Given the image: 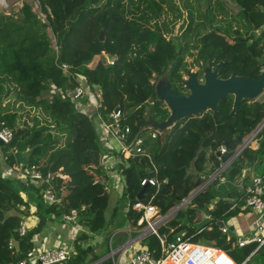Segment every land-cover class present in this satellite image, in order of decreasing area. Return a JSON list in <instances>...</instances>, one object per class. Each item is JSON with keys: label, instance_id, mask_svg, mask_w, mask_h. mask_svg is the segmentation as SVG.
Here are the masks:
<instances>
[{"label": "trees", "instance_id": "obj_1", "mask_svg": "<svg viewBox=\"0 0 264 264\" xmlns=\"http://www.w3.org/2000/svg\"><path fill=\"white\" fill-rule=\"evenodd\" d=\"M36 1L45 19L29 2L16 14L0 10V130L8 126L14 132L9 143L0 144V161L11 172L4 174L0 166V264L28 259L34 236L72 209H79L77 222L87 231L76 240L69 264H91L99 259L97 245L90 244L95 235L127 223L136 229V237L147 225L139 223L143 212L133 208L136 201L152 203L166 214L220 167L222 146L235 154L264 120V98L244 100L232 113L234 97L226 95L218 112L181 119L156 138L142 129L170 114L156 95V81L165 74L181 94L182 80L195 66L203 72L224 61L222 78L233 73L259 78L264 70V0ZM102 29L104 41L99 38ZM108 53L116 56L114 63L108 62ZM80 77L100 93L105 117L117 108L124 111L123 125L131 127L127 141L144 137L152 159L124 158L115 139L101 140L90 97L73 100L70 95ZM256 139L258 147L248 145L223 172L225 183L211 181L159 231L171 239L193 229L192 241L244 260L256 245L234 246V238L223 234L219 221L238 214L230 208L251 183L246 170L264 172V127ZM107 163L112 164L109 172L122 178L119 194L113 178L105 181L99 171ZM32 166L42 172L43 180L31 177ZM150 175H157L160 185H142ZM48 187L56 195L54 202L43 196ZM112 189L121 195L113 209ZM214 199V218L199 220ZM32 206L38 224L20 236V223L32 214ZM105 213L110 216L105 218ZM12 238L18 249H10ZM141 242L152 250L159 245L155 234ZM257 261L264 264V246L248 264Z\"/></svg>", "mask_w": 264, "mask_h": 264}, {"label": "built area", "instance_id": "obj_2", "mask_svg": "<svg viewBox=\"0 0 264 264\" xmlns=\"http://www.w3.org/2000/svg\"><path fill=\"white\" fill-rule=\"evenodd\" d=\"M4 1L7 2V0ZM43 16L45 17V15ZM114 61L112 63H114ZM61 67L63 70L68 71L67 64H62ZM99 94L98 91L93 90L88 85L84 77H80L79 85L70 92L73 100H77L85 95H88L92 100V110L90 112L94 115L97 130L99 131L103 142L107 141L109 137L115 139L121 145V154L124 158L145 155L149 159H152L151 153L144 147V137L138 136L131 141H127V138L131 133V127L129 125H123V119L125 117L124 111L117 108L107 115L108 118L102 114L100 110ZM142 129L149 130L152 138H156L158 134L162 133V130L152 125H145ZM260 131L259 128H256L244 141H249L248 145H250L256 140V136ZM13 136L14 132L11 127L5 126L0 130V139L4 143H9L13 139ZM220 152L221 154L227 153L226 147L222 146ZM237 155L238 151L235 154H232L228 160H222L220 167L210 176L211 181L218 178L221 183H225L227 179L223 175V172ZM30 175L35 180H43L44 178L42 172L35 166L31 167ZM23 176L25 175L21 173L20 178ZM50 179L51 174H48L45 180L49 183ZM141 184L158 186L160 185V180L157 175L154 177L150 175L147 178H144ZM43 196L48 202H54L57 200L51 187L44 190ZM216 203L217 201L215 199L212 200L210 204H208L207 210L203 211L205 220H212L214 218V213L217 209ZM133 208L137 211L143 212L139 223L142 224L146 222L148 228L138 229V235L128 243L122 245L116 250L111 247L110 252L106 254V257L91 264H107L105 262L108 259L113 261L112 264H118V260L116 259L117 254L124 252L129 246L141 242L148 234H155L158 237V248L152 250L145 245L139 250H134L129 255L128 264H246L250 257L255 254L260 247L264 246V219L254 225L250 235L239 237L237 239V245L240 248L246 247L250 244L256 245L251 254L244 261L238 262L235 257L222 248L192 241L191 237L193 229L182 234L175 233L171 239L169 238V233H161L159 229L166 223L168 216L160 213L159 209L154 204L146 203L139 199L133 204ZM248 208L253 209V211L246 212V214H244L245 217H249L250 214L259 215L260 217L264 214V177L262 175L253 176L252 183L246 188V194L233 202L230 210H239L238 214L226 216L223 220H220L224 223L221 227L223 234L229 235L231 229L234 230L238 227L236 224V216L243 215V210H247ZM82 209H85V206H83ZM78 216L79 209H72L70 213L63 215V219L67 222L77 223ZM27 229V223L21 221L18 229L19 235L25 236ZM202 230L203 228H200L199 232ZM15 242L16 241L13 238L10 239V249H16ZM73 255H75V251L63 245L58 248L43 250L37 254L31 252L29 258H37L40 264H69L73 259ZM29 258L21 259L18 264H28Z\"/></svg>", "mask_w": 264, "mask_h": 264}, {"label": "water", "instance_id": "obj_3", "mask_svg": "<svg viewBox=\"0 0 264 264\" xmlns=\"http://www.w3.org/2000/svg\"><path fill=\"white\" fill-rule=\"evenodd\" d=\"M100 40L104 41L105 31L101 30ZM108 62L112 63L116 56L108 53ZM226 64V62H219L214 68L207 66L203 70V77L201 78L200 71L188 70L187 77L183 78L182 84L188 94H181L177 92L171 85L168 76L161 78L156 84V95L164 101L170 111L169 116L162 122L151 120L148 125H152L160 130L171 128L174 124L184 118L191 116H199L202 113L211 110L218 112L219 103L226 95H233L234 102L232 113H237L240 108V104L244 100H258L264 93V70L259 75V78L250 76L237 75L233 73L227 78L219 76L220 69ZM264 127V120L258 125L257 128L262 130ZM249 141H244L238 149V154L247 147ZM0 144L4 142L0 139ZM219 156L223 161L228 160L232 153L227 152ZM211 182L209 178L198 189L193 191L186 199H184L177 208L173 209L170 213H166L165 216H169L171 213L178 211L186 203L190 202L204 187ZM222 227L224 223L219 221Z\"/></svg>", "mask_w": 264, "mask_h": 264}, {"label": "crops", "instance_id": "obj_4", "mask_svg": "<svg viewBox=\"0 0 264 264\" xmlns=\"http://www.w3.org/2000/svg\"><path fill=\"white\" fill-rule=\"evenodd\" d=\"M250 145L253 148H257L258 145H259V142L256 139ZM0 166H1V169L3 170V173L4 174H6V172H7V174L8 173H11L8 170L9 168L7 166H5L4 164L3 165L0 164ZM17 174H18V176H20L19 173H17ZM245 174H247L250 177V182L251 183H252V178L255 175H261V174H263L262 176L264 177V172H262V173H260V172L256 173L255 170H254V168L247 169L246 172H245ZM109 179H110V177H108L107 181H109ZM112 198H111V209L114 208V206L116 204V201H117V199L119 197L115 198L114 195H112ZM114 199L116 201L113 203V200ZM35 211H36V207L35 206H32V208H31V213L32 214L30 216H27L25 218V221L27 223L28 229L34 228L38 224V218L34 215V212ZM236 217H237L236 224H237L238 227L236 229H234V230L231 229L228 236L231 237V238H234V246H237L238 247V245H237V239L239 237H243V236L250 235V233H252V229L254 228V225L256 223H259L260 221H262L264 219V214L262 216H260V217H259V215H255V214H252V215L250 214L249 217H245L244 215H239V216H236ZM239 217L244 219L246 229L244 227V224H242L240 222ZM220 228H221V226H220ZM129 229H130L129 230V232H130V234H129L130 237L129 238L130 239L127 242L122 243V244H121V242H119V243L117 242L115 246L114 245L111 246L112 248H115V250H116V248L118 249L119 247H121L122 245L128 243L130 240H132L134 238V237H132V232H135L136 229H134L133 227H129ZM84 231H87L86 228L82 224H79L78 222L77 223L67 222V221H65L63 219V217H62V219L53 220V221L49 222L40 233H38V234H36L34 236V238L32 240L33 241V244H34V248H33L32 253L37 254V253H39V252H41L43 250H46V249L58 248V247H61V246L65 245V246L71 248L73 251H75V254H76V247H75L76 240L81 236V234ZM104 235H107V232H106V234L104 232L102 235H95L93 237V239L90 240L91 241L90 244L97 245L96 246V254L99 256V259L98 260L106 257L107 256L106 254H108L110 252V249H111L109 247V242L107 240L108 237L107 236H104ZM97 237H100V240L97 241V242H95V240L97 239ZM120 239H117V241H119ZM252 245H255V244H250L248 246H252ZM143 246H145V245H143L142 242H139V243H136V244H134L132 246H129L127 248V249L130 250V252L128 253V257H129V255L134 250H139ZM15 247H16V249H18L17 248V245H16V242H15ZM124 252H121V253H118L117 254V256H116L117 258L116 259L118 260V263H119V261L122 260L121 258L123 256L122 254ZM100 253H101V255H100ZM252 256L250 257V259L247 261L246 264H248V262L251 260ZM73 257H74V255H73ZM244 260H242V261H244ZM242 261H240V262H242ZM105 263L112 264L113 261L111 259H108V260H106ZM16 264H18V263H16ZM28 264H40V263L37 260V258H29V263Z\"/></svg>", "mask_w": 264, "mask_h": 264}, {"label": "rangeland", "instance_id": "obj_5", "mask_svg": "<svg viewBox=\"0 0 264 264\" xmlns=\"http://www.w3.org/2000/svg\"><path fill=\"white\" fill-rule=\"evenodd\" d=\"M25 2H29L31 5H32V7H33V9H34V11H36V12H38L43 18H44V16H43V14L42 13H40V8H39V4H38V2L36 1V0H7V2L6 1H4V0H0V10L1 11H5V13L6 14H9V13H14V14H16V13H18L19 11H20V8L23 6V4L25 3ZM234 8V7H233ZM45 19V18H44ZM49 30V35H50V37H51V40H52V44H53V47H54V49L57 51V44H56V39H55V37H54V34L52 33V31H51V29L49 28L48 29ZM103 55V54H102ZM106 57H107V55H106ZM100 57L99 56H97V59H99ZM107 60H108V58H107ZM191 70H193V71H199L198 70V68H197V66H195V67H193V68H191ZM163 77H167V74H165L164 76H162L161 78H163ZM187 77V75L184 77V78H186ZM161 78H159L157 81H156V84H157V82L161 79ZM152 83H155V80H152ZM180 91H182L183 93L182 94H186V93H188L187 92V90L185 89V87L184 88H182L181 87V90ZM264 98V96H260L259 97V99L258 100H262ZM150 122V121H149ZM148 122V123H149ZM148 123L146 124V125H148ZM249 136H247L245 139H247ZM110 141L115 145V147L116 148H120L119 147V145L118 144H116V142H114L112 139H110ZM112 162H113V160H111ZM0 163H1V165H3L4 164V161H0ZM112 167V164L111 163H107V164H105L104 166H101L100 167V169H99V171L101 172V176H102V178H103V180H105V181H107V179H108V177H112L113 178V181H114V184L115 185H117V188H118V190H119V192H118V194L120 193V191H121V187H122V184H123V181H122V178L119 176V175H116V174H112V173H110L109 171H110V168ZM21 171L19 172V174L21 175ZM22 179H24V176L22 177ZM113 181H111V184L113 183ZM110 194H111V198H112V195H114V197L115 198H117V197H120L121 195H118L117 194V192H115L113 189L112 190H110ZM118 195V196H117ZM113 199V198H112ZM116 200L114 199L113 200V203L115 202ZM210 204V203H209ZM186 205V204H185ZM184 205V206H185ZM175 208H177V206H175V207H173L172 209H170L168 212L170 213L171 211H173V209H175ZM183 208V207H182ZM186 208V207H185ZM181 209V208H180ZM248 211H253V209H251V208H248L247 210H243V215L244 214H246V212L248 213ZM167 212V213H168ZM177 212L178 211H176V212H173V213H171L169 216H168V219H167V221H170L171 219H173L175 216H176V214H177ZM105 215V218H108L109 216H110V213L109 214H104ZM204 213H201V215L199 216V220H201V221H203L204 220ZM239 220H240V222L242 223V224H244V227H245V229H246V226H245V221H244V219L243 218H240L239 217ZM167 221H166V223H167ZM165 223V224H166ZM125 226V227H124ZM129 227H131L129 224H127V223H124V225H123V227H119V228H113V227H110V229L108 228V230L106 231L107 232V235H104V236H107L108 238H109V240H108V242H109V247L111 248V246L112 245H116V243L118 242H120L123 238H125V240L123 241H121V244L122 243H125V242H127L130 238V232H129ZM146 228H148V225H145V226H143L142 227V229H146ZM106 232H105V234H106ZM138 232V231H137ZM134 237V236H133ZM121 238V239H120ZM117 239H120V241H117ZM100 240V237H97V239L95 240V242H97V241H99ZM116 241V242H115ZM200 243V242H199ZM117 249V248H116ZM130 252V250L129 249H127L121 256H122V260L121 261H119V263L118 264H128V253ZM100 255H101V253H100ZM253 264H260L258 261L257 262H253Z\"/></svg>", "mask_w": 264, "mask_h": 264}, {"label": "flooded vegetation", "instance_id": "obj_6", "mask_svg": "<svg viewBox=\"0 0 264 264\" xmlns=\"http://www.w3.org/2000/svg\"><path fill=\"white\" fill-rule=\"evenodd\" d=\"M200 74H201V78H202V77H203V72L200 71ZM187 92H188V90H187ZM188 93H189V92H188ZM188 93H186V94H188Z\"/></svg>", "mask_w": 264, "mask_h": 264}]
</instances>
